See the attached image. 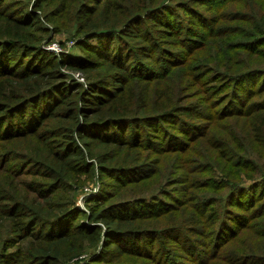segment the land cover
I'll return each instance as SVG.
<instances>
[{
  "label": "trees",
  "instance_id": "1",
  "mask_svg": "<svg viewBox=\"0 0 264 264\" xmlns=\"http://www.w3.org/2000/svg\"><path fill=\"white\" fill-rule=\"evenodd\" d=\"M0 264H264V0H0Z\"/></svg>",
  "mask_w": 264,
  "mask_h": 264
},
{
  "label": "rangeland",
  "instance_id": "2",
  "mask_svg": "<svg viewBox=\"0 0 264 264\" xmlns=\"http://www.w3.org/2000/svg\"><path fill=\"white\" fill-rule=\"evenodd\" d=\"M175 11H177L179 14H182L180 12V10L177 9V10H172L171 12L170 11L164 12L163 15L168 14V16H171L172 18L174 17V21H176V16H178V15L174 14ZM242 14L247 15L245 9L242 10ZM68 21H69V16L66 18L67 23H68ZM60 30L61 31H59V32H54V34L52 32L48 33L47 39H45L47 41L43 42L42 46L48 50H49V48H53V49H50L49 51H51L55 55H57V54L68 55L69 58H76V57H80V56H83V58L88 57V56H84L85 53L81 52V50H79L78 46L76 45V41L78 40V38H76L75 35L73 34V29L66 30V28L62 26V29H60ZM98 40H99L98 38L90 39L89 45L94 46V47L99 46L100 44H99ZM54 48H55V50H54ZM168 49H174V51H178L177 52L178 54L175 55L176 58H183L184 57V53H180V51L178 50L179 49L178 46L175 48L169 46ZM69 74H71V76H73L74 78L81 80V75L79 73L74 72V73H69ZM175 78L177 79L178 77H175ZM182 85L184 88H182L180 91H183V92L185 91L187 94L193 95L190 99H199L201 97L200 94L198 93V91H199L198 87L199 86L197 84L196 85L195 84H188V83L184 84V82H183ZM196 119H197V121H199L198 123H205L204 119H201V118H196ZM194 131H197V130L195 129ZM218 131L219 130H217L215 128L214 130L210 131L209 136L212 137V136L217 135ZM181 138L184 139V135H182ZM205 141H208V140H205ZM196 148L199 151L198 152L199 154H200V152L202 154L207 153L205 144H198ZM176 185L177 186H175V184H173L170 188L172 190V194L178 200L179 197H181V193L178 192L177 190H175V188H182V186H180V184H176ZM98 189H99V186H95L94 188L92 187V185H89L88 187H84L76 199L77 207H79V209H82L83 211H86L84 198L90 194H94L92 192H96ZM234 226H236V225H234Z\"/></svg>",
  "mask_w": 264,
  "mask_h": 264
},
{
  "label": "built area",
  "instance_id": "3",
  "mask_svg": "<svg viewBox=\"0 0 264 264\" xmlns=\"http://www.w3.org/2000/svg\"><path fill=\"white\" fill-rule=\"evenodd\" d=\"M50 49H53V48H49V50H50ZM54 50H55V48H54Z\"/></svg>",
  "mask_w": 264,
  "mask_h": 264
}]
</instances>
